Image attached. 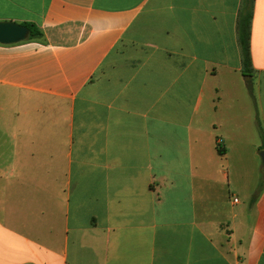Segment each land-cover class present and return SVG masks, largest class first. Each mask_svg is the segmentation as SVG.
Segmentation results:
<instances>
[{
    "label": "crops",
    "instance_id": "1",
    "mask_svg": "<svg viewBox=\"0 0 264 264\" xmlns=\"http://www.w3.org/2000/svg\"><path fill=\"white\" fill-rule=\"evenodd\" d=\"M242 1L0 0L42 32L0 44V264H264V0L250 78Z\"/></svg>",
    "mask_w": 264,
    "mask_h": 264
},
{
    "label": "trees",
    "instance_id": "2",
    "mask_svg": "<svg viewBox=\"0 0 264 264\" xmlns=\"http://www.w3.org/2000/svg\"><path fill=\"white\" fill-rule=\"evenodd\" d=\"M253 0H243L241 10L237 21V36L241 52L242 74L250 78L252 76L251 56H250V25L252 18ZM29 30L28 40L40 39L42 37L41 30L32 23H22ZM248 91L251 94V84H248ZM218 153L223 152L218 148Z\"/></svg>",
    "mask_w": 264,
    "mask_h": 264
},
{
    "label": "water",
    "instance_id": "3",
    "mask_svg": "<svg viewBox=\"0 0 264 264\" xmlns=\"http://www.w3.org/2000/svg\"><path fill=\"white\" fill-rule=\"evenodd\" d=\"M28 37L27 27L11 21H0V44H16L27 40ZM260 160L264 168V151L260 152Z\"/></svg>",
    "mask_w": 264,
    "mask_h": 264
},
{
    "label": "built area",
    "instance_id": "4",
    "mask_svg": "<svg viewBox=\"0 0 264 264\" xmlns=\"http://www.w3.org/2000/svg\"><path fill=\"white\" fill-rule=\"evenodd\" d=\"M237 200L236 199H234V202H236Z\"/></svg>",
    "mask_w": 264,
    "mask_h": 264
}]
</instances>
